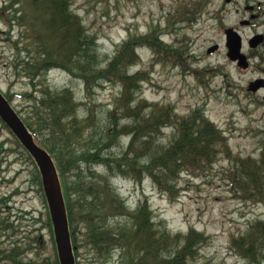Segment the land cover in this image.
<instances>
[{"label": "trees", "instance_id": "obj_1", "mask_svg": "<svg viewBox=\"0 0 264 264\" xmlns=\"http://www.w3.org/2000/svg\"><path fill=\"white\" fill-rule=\"evenodd\" d=\"M71 4L72 0H9L1 13L8 12L6 19L11 27L14 23L19 26V35L13 41L18 56L13 63L32 85V91L20 96L33 105L25 113L14 107L37 143L53 157L66 199L76 263L81 264V248L87 247L94 251L97 262L107 264H113L117 252L119 264H198L200 250L211 241V235L195 226L187 232H172L155 224L148 199L131 208L109 177H100L94 168L104 164L110 174H124L140 181L150 177L161 191L174 197L183 173H205L220 156H227L231 162L229 183L235 196L245 202L264 203V129L259 139L260 157L244 156L232 150L228 135L204 110L193 109L182 115L173 104L148 102L140 94L148 80L147 72L133 70L141 62L138 48H151L155 62L190 68L184 38L178 39L179 45H169L160 25L156 26L123 41L105 65L97 35L88 31L83 17ZM8 40H12L10 32ZM23 52L26 54L22 57ZM53 69L81 79L88 93L105 82L118 85L110 122H97L92 109L88 116L80 117V103L73 88H53L45 80ZM197 71L205 75V71ZM5 95L13 102L14 93ZM0 122L11 132L1 118ZM169 127L174 130L172 138L160 141ZM123 136H129V141L121 146L120 153H113ZM14 137L34 166L33 180L47 208L46 218L39 217L35 223L42 221L50 229L54 256L26 260L25 254L34 245L42 247V237L30 233L28 246L22 240L7 244L6 237L11 239L18 231L15 221L0 215V264H60L42 175L31 153ZM1 206L0 203V214ZM119 216L126 220L111 223ZM229 245L245 264H264V218L232 234Z\"/></svg>", "mask_w": 264, "mask_h": 264}, {"label": "rangeland", "instance_id": "obj_2", "mask_svg": "<svg viewBox=\"0 0 264 264\" xmlns=\"http://www.w3.org/2000/svg\"><path fill=\"white\" fill-rule=\"evenodd\" d=\"M259 1L264 8V0H72L71 8L83 17L88 31L97 35L105 65L123 41L133 34H145L156 26L160 25L163 39L169 45H179L178 39L184 38L182 42L188 45L185 55H188L190 68L171 62H155L151 48H138L141 62L133 70L141 69L148 75L141 97L148 102L173 104L182 115L193 109L204 110L228 135L233 151L260 157L264 102H258L262 100L261 94L255 96L247 88L255 77H264V49L252 54L250 69L239 68L227 56L225 34L230 26L239 28L244 37V52L249 54V38L256 32H264V16L257 20V27H246L240 21L252 19L259 12ZM6 2L9 0H0V87L5 93H14L12 103L25 113L33 102H25L20 93L32 91V85L14 67V58L18 54L13 41L19 35V26L14 23L11 27L6 19L8 12H2L5 15L2 16L1 7ZM247 4L256 5L252 17L251 11L246 9ZM9 32L12 40H8ZM215 44H219V50L209 54L208 48ZM25 54L23 52L22 57ZM197 69L205 71V75ZM45 78L53 88H73L80 103L77 109L80 117L88 116L92 109L97 122H110V112L115 109V96L120 90L118 85L105 82L88 93L84 82L65 70L53 69ZM172 133L173 128H166L160 141H169ZM129 139V136H123L112 152L120 153L121 146ZM230 165L227 156H220L214 167L205 173H183L174 197L161 191L150 177L140 181L124 174H110L104 164L94 169L100 177L108 176L132 207L148 199L155 224L172 232H187L195 226L211 235V241L200 250L198 264H245L231 250L230 237L246 230L250 222L264 218V203L245 202L235 196L229 183ZM33 169L24 149L0 122V215L15 221L18 231L5 241L10 244L22 240L23 245L28 246L30 233L38 234L43 239L42 247L34 245L25 256L26 260L41 261L43 257L53 258L54 243L50 229L44 227L42 221L35 223L39 217L46 218L47 208L39 186L33 180ZM125 220V217H114L111 223ZM80 252L81 264H107L97 262L94 251L87 247L81 248ZM111 263H120L118 252Z\"/></svg>", "mask_w": 264, "mask_h": 264}, {"label": "water", "instance_id": "obj_3", "mask_svg": "<svg viewBox=\"0 0 264 264\" xmlns=\"http://www.w3.org/2000/svg\"><path fill=\"white\" fill-rule=\"evenodd\" d=\"M242 23L245 24L248 23V21H243ZM226 38L228 58L237 61L239 66L247 68L249 66V59L243 51V37L239 31L233 27L228 28L226 30ZM263 41L264 34L259 33L250 39L249 44L251 47L256 48ZM218 48L219 44H216L211 46L208 51L211 53ZM259 87L256 81L251 82L249 85L250 91H257ZM2 91L3 90L0 89V117L32 154L39 166L42 175L41 182L43 183V189L53 222V233L55 234L60 264H77L74 253L75 246L71 238L66 201L54 160L49 152L36 142L37 140H35L34 135L30 132L21 116Z\"/></svg>", "mask_w": 264, "mask_h": 264}, {"label": "flooded vegetation", "instance_id": "obj_4", "mask_svg": "<svg viewBox=\"0 0 264 264\" xmlns=\"http://www.w3.org/2000/svg\"><path fill=\"white\" fill-rule=\"evenodd\" d=\"M227 1H229V2H234V0H227ZM258 10H259V12L258 13H256V14H254L255 12V9H256V5H251V4H247L246 5V9L248 10L249 9V11H251V14H250V16L252 17V15H253V17H252V19H243V20H241L240 21V24L241 25H245L246 27H248V26H254V27H257V24H258V19L260 18V17H263L264 16V8H262L263 7V5H262V2L261 1H259L258 2ZM243 21H248V23H245V24H243L242 22ZM236 30H239V28H237V27H234ZM240 31V30H239ZM263 34H264V32H262ZM256 34H259V33H254L252 36H254V35H256ZM251 36V37H252ZM250 37V38H251ZM249 38V39H250ZM248 46H249V41H248ZM250 47V46H249ZM260 49H264V41H263V43H261L258 47H256V48H254V47H251V50H250V53L249 54H247V57H249V66H248V68L247 69H250V66H251V56H252V54L254 53V52H258L259 53V51H260ZM238 66V65H237ZM254 81H256V84L257 85H259L260 87H259V89L257 90V91H251V93H253L255 96H259V94H261V98H262V100H258V102H260V103H263L264 102V77L263 76H261V77H255L254 79H252L250 82H249V84H248V86L251 84V82H254ZM249 90V89H248Z\"/></svg>", "mask_w": 264, "mask_h": 264}]
</instances>
